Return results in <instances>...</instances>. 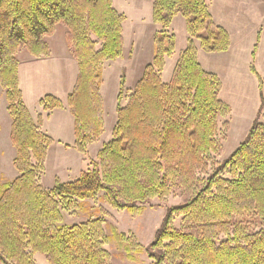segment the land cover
I'll use <instances>...</instances> for the list:
<instances>
[{
    "label": "trees",
    "instance_id": "obj_1",
    "mask_svg": "<svg viewBox=\"0 0 264 264\" xmlns=\"http://www.w3.org/2000/svg\"><path fill=\"white\" fill-rule=\"evenodd\" d=\"M207 2L155 0L153 19L166 28L181 13L189 34L200 39L205 51H224L228 35L212 21ZM62 21L71 29L79 68L67 95L79 150L84 152L86 142L102 130L99 62L119 57L122 51V15L111 0H0V85L5 89L18 171L0 189V262L34 264L32 251L42 253L48 264H108L98 220L64 225L60 208L103 191L111 206L130 210L153 197L181 191L187 198L165 209L146 248L151 264H264L261 84L258 110L245 137L224 160L213 162L212 156L222 151L219 118L230 112L219 97L221 81L201 67L189 39L171 80L162 82L158 71L174 42L164 29L156 33L152 63L127 104H118L111 140L103 144L92 168L75 180H56L50 189L41 186L39 175L53 139L41 132L40 122L23 101L15 53L24 45L34 55L47 54L43 36ZM90 34L101 43L100 49H95ZM252 70L257 75L253 66ZM40 102L46 110L63 106L51 94ZM209 164L214 167L208 172ZM225 171L229 178L222 176ZM178 217L181 225L176 227Z\"/></svg>",
    "mask_w": 264,
    "mask_h": 264
},
{
    "label": "rangeland",
    "instance_id": "obj_2",
    "mask_svg": "<svg viewBox=\"0 0 264 264\" xmlns=\"http://www.w3.org/2000/svg\"><path fill=\"white\" fill-rule=\"evenodd\" d=\"M154 1L111 0L112 7L122 15V51L119 57L102 59L99 62L98 94L101 100L102 130L97 137L86 142L84 152L77 147L74 131L73 145L70 147L76 149L80 156L74 150H67V145L59 146L54 140L48 145L44 168L38 179L44 189L52 188L56 180L62 182L75 180L83 170L92 168L91 162L97 161L98 152L103 144L111 140L117 121L118 104L121 106L127 104L128 97L141 79L146 66L152 63L155 36L163 29L167 35L174 38V42L171 52L164 56L163 65L158 71L162 82L171 80L176 63L182 51L187 48L189 39L195 46L197 54L199 49L203 50L200 56L203 65L196 55L201 67L215 74L221 81L219 97L229 106L230 112L227 116L219 118L217 137L221 142L222 151L214 154L212 161L218 163L224 160L248 132L258 110L260 84L264 94V0H213L212 10L217 23L210 12L212 0H208L207 8L212 21L222 27L229 38L227 49L213 52L214 54L205 51L200 39L189 34L186 18L181 13H176L166 28L156 23L153 19ZM70 35V27L62 21L55 25L51 34L43 36L47 54L34 55L24 45L17 48L15 57L18 66L20 62L23 63V71L28 74L29 85L25 88L28 100L33 98L34 101L33 91H38L39 94L53 86L65 88L68 82H71L68 81L71 80V75L75 78L70 86V92L73 91L79 68L73 55ZM90 37L95 41V49H100L101 43L96 36L90 34ZM217 52L225 53L221 54V57L216 54ZM31 57H36L33 59L35 64L25 61ZM42 57L48 58L46 64L40 62L42 60L39 59ZM121 86L123 87L121 100H118ZM45 95L49 93H45L40 100ZM67 95L65 98L53 96L61 100L62 107L68 108ZM6 106L5 89L0 85V189L18 176L17 173L14 177L12 172L16 151L10 139L11 118L6 112ZM53 109H44L40 102L39 108L35 110L36 114L34 112L32 116L29 111L34 121L40 122V130L45 134L47 133L43 129V120ZM262 113L264 114V108ZM261 120L264 121V116ZM213 167L214 164H209L208 172ZM198 176L202 177V174ZM203 176L206 177V174ZM222 176L230 177L226 171ZM186 198L187 195L176 191L163 197H153L146 203H138L127 210L111 206L105 200L104 192L99 191L94 197L84 200L72 199L69 205L60 208L61 223L78 225L98 220L97 224L104 235L102 248L108 253V264H151L146 248L153 240L165 209L181 203ZM174 224L179 227L181 218H176ZM224 239L225 236L221 235V240ZM30 253L34 264H48L42 253L32 251Z\"/></svg>",
    "mask_w": 264,
    "mask_h": 264
},
{
    "label": "crops",
    "instance_id": "obj_3",
    "mask_svg": "<svg viewBox=\"0 0 264 264\" xmlns=\"http://www.w3.org/2000/svg\"><path fill=\"white\" fill-rule=\"evenodd\" d=\"M212 4H213V0L210 4V12H211V15L213 16V19H214V11L212 10V8H213ZM177 18H179V17H177ZM214 21L217 23L216 19H214ZM202 52H203V50L199 49L198 54H197L200 62H201L200 56H201ZM208 53H213V52H208ZM223 53H225V52H217L216 54H219V56H221V54H223ZM33 59H36V57L27 58L25 61L32 63V64L33 63L35 64ZM39 60H42V61H40V62H42V64H46L45 62L48 60V58L42 57V59H39ZM201 65H203L202 62H201ZM23 68H24L23 63L21 64V62H20V66H18L19 86H20V89L22 91L23 101H24L25 105L27 106L28 110L31 112L32 116H33V113L35 112V110L37 108H39L40 98L45 93L55 95L59 98L60 97L65 98L66 95L70 92V89H71L70 86H71V84H73V81L75 79L74 76L71 75V77H70L71 80H68L71 82H68L66 87L63 89H61V87L55 88V86H53L49 90L48 89H46L45 91L42 90L39 94H38V91H33L34 101H33V98H30V100H28L27 95H26V89H25L26 86L28 87V85H29L28 84V74L25 71H23ZM37 75H38V73H37ZM37 78H38V76H37ZM30 94H31V92H30ZM220 95H222V94L220 93ZM36 113L37 112H35L34 114H36ZM43 122H44L43 129H45L44 132H46L49 136H51L53 138L54 143L57 142L56 144H58L59 146H62V147L64 145H67L66 146L67 150H74L75 152H77L79 154V156L81 155L76 149H72V147H70L73 145L72 141L74 140V117H73L72 113L70 112V110L66 106H64L62 108L53 109L51 111L50 115L48 117L44 118ZM48 156H49V149H48L47 157ZM12 170H13L12 172L14 174L13 176L15 177L18 172L15 170V168L13 166H12ZM60 178H62V177H60Z\"/></svg>",
    "mask_w": 264,
    "mask_h": 264
}]
</instances>
